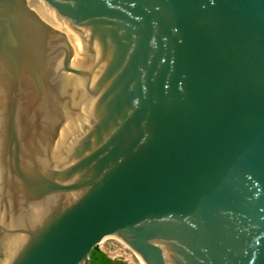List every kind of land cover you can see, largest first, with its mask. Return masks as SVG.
Segmentation results:
<instances>
[{"label": "water", "instance_id": "1", "mask_svg": "<svg viewBox=\"0 0 264 264\" xmlns=\"http://www.w3.org/2000/svg\"><path fill=\"white\" fill-rule=\"evenodd\" d=\"M264 264V0H0V264Z\"/></svg>", "mask_w": 264, "mask_h": 264}, {"label": "rangeland", "instance_id": "2", "mask_svg": "<svg viewBox=\"0 0 264 264\" xmlns=\"http://www.w3.org/2000/svg\"><path fill=\"white\" fill-rule=\"evenodd\" d=\"M96 247L111 260L118 262L115 264H143L136 253L113 237H104L96 244Z\"/></svg>", "mask_w": 264, "mask_h": 264}, {"label": "trees", "instance_id": "3", "mask_svg": "<svg viewBox=\"0 0 264 264\" xmlns=\"http://www.w3.org/2000/svg\"><path fill=\"white\" fill-rule=\"evenodd\" d=\"M111 259L105 255L100 249L93 246L89 252V264H110V263H103L110 261Z\"/></svg>", "mask_w": 264, "mask_h": 264}, {"label": "flooded vegetation", "instance_id": "4", "mask_svg": "<svg viewBox=\"0 0 264 264\" xmlns=\"http://www.w3.org/2000/svg\"><path fill=\"white\" fill-rule=\"evenodd\" d=\"M103 263H110V264H115V263H118V262H117V261L110 260V261L103 262Z\"/></svg>", "mask_w": 264, "mask_h": 264}, {"label": "bare ground", "instance_id": "5", "mask_svg": "<svg viewBox=\"0 0 264 264\" xmlns=\"http://www.w3.org/2000/svg\"><path fill=\"white\" fill-rule=\"evenodd\" d=\"M106 238H107V237H106ZM102 239H103V238H102ZM102 239H101V240H102ZM101 240H100V241H101ZM137 256H138V255H137ZM138 257H139V256H138ZM139 258H140V257H139ZM140 260H141V258H140ZM141 261H142V260H141ZM142 263H143V261H142ZM143 264H144V263H143Z\"/></svg>", "mask_w": 264, "mask_h": 264}]
</instances>
